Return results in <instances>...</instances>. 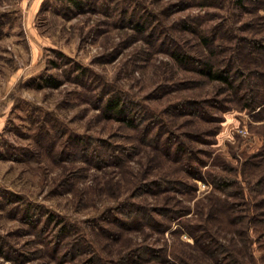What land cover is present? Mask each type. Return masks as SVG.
Masks as SVG:
<instances>
[{
    "label": "rangeland",
    "instance_id": "obj_1",
    "mask_svg": "<svg viewBox=\"0 0 264 264\" xmlns=\"http://www.w3.org/2000/svg\"><path fill=\"white\" fill-rule=\"evenodd\" d=\"M263 21L264 0H0V264H85L91 255L104 261L93 264H224L222 255L264 264V182L261 166L246 163L264 151V117L228 101L206 104L202 117L179 106L219 95L191 60L174 56L200 53L202 35L221 28L215 40L232 46L233 34L261 33ZM117 92L143 113L147 137L175 135L191 155L172 156L140 127L108 117L104 103ZM117 145L130 154L86 160ZM185 160L239 186L223 192ZM162 178L188 186L143 187ZM120 203L151 218L117 226ZM168 209L184 214L171 220ZM179 218L205 223L228 250L196 244ZM144 244L158 256L121 259Z\"/></svg>",
    "mask_w": 264,
    "mask_h": 264
},
{
    "label": "trees",
    "instance_id": "obj_2",
    "mask_svg": "<svg viewBox=\"0 0 264 264\" xmlns=\"http://www.w3.org/2000/svg\"><path fill=\"white\" fill-rule=\"evenodd\" d=\"M66 1L77 6L81 5V0ZM221 29H216L211 37L206 34L202 35L201 42L198 43L200 53H197V49H194L195 52L177 50L175 51L176 53H174L175 55H173L175 56L176 60H178V62L191 60L196 65L195 69H197L200 74L204 76V79L201 81L212 80L216 82L218 86L216 93L223 97L213 96L211 99L189 98L184 102L179 103V106L182 108L189 106L188 108H190L189 110H191V112H193L196 116L202 117L203 114H206V104L215 105L217 106L215 108H219V103L228 101L231 106H237L241 109H246L249 112H260L261 116L264 117V27L262 32L258 34H243L240 36L233 34L235 41L234 44L229 47L224 46L222 43L223 41L220 42L218 39L215 40V38L218 36V32H220ZM259 30H261V27ZM221 92H224V94ZM122 95V92H117L111 95V97L105 101L103 108L105 112H107L108 117H115L120 121H123L125 124L132 125L134 127H140V131L142 129V135L144 137H142L143 140L146 138L145 141L153 144L157 148L166 145L168 153L172 156H174L173 154L176 152L181 151H188V154L191 155V152H189L190 148L185 149V144L182 142L180 143V141H172L175 139V135H172L171 138L167 136L162 139H160L157 135L151 136V138L147 137L149 123H144L145 116L136 109L134 110L128 107L129 104ZM223 106L226 107L227 105L223 104ZM131 148V146L126 147L117 145L112 146L110 149L107 148L104 151L92 149L88 151V159L86 160H91L97 164H102L103 162L112 161L115 160V158L119 159L121 156L123 157L124 155L130 154L128 151H130ZM260 154H258L260 157H257L258 155L254 156L255 158L257 157L255 160L250 157V159H247L248 162H245L249 163L252 168L261 166V175L258 181H260L262 184L264 182V151ZM175 155H177V153ZM190 158L192 157H189V161ZM188 160L183 162H187V166H185L187 171L193 169V172L190 171V173H193L192 176L208 180L211 182L213 187L218 188L223 192H227L226 188L228 186L240 183L238 179L232 178L231 175L230 177L229 175H223L212 170L205 171L199 168L194 169L192 163H189ZM174 184H176V187ZM149 185L168 188H177L178 185L188 186L186 180L183 178L153 179L150 182L143 183V187H147ZM139 187L141 188L142 185ZM136 188L138 189V185ZM199 202L200 201L196 203L195 217H200L201 219V216L205 211L202 207H199ZM213 205H216L215 201L211 200L210 208L208 207L209 211L207 212V216H205V218L208 220L214 216ZM140 207H133L132 209V207L128 208L127 204L120 203L117 208L113 207V210H117L119 215L115 214L112 221H115L117 226L127 227L130 225V220L137 216H141L138 215V213L145 215L146 218H151L149 213H143V207L138 209ZM182 210L183 209L178 211L171 210L175 214L171 213L169 218L173 220L177 217L183 216L184 211ZM181 225L182 228H184L193 237L196 244H198L201 238L204 239L203 242L207 245L209 251L215 253L218 251L221 252L228 250V247L225 243L217 240L216 237L210 233L209 227L205 223H201L196 220L190 221L188 218H184L181 219ZM156 256H158L157 253L153 251V249L148 244H144L139 245L138 247L129 251L128 255H122L121 259L124 261L130 259V261L132 260L133 262V260H136L137 258L147 259ZM223 258H226L224 264H229L231 262L229 259H227V256L224 257V255H222V257L216 258V261L219 262V260L221 261ZM181 260L183 264H189L185 259ZM96 261L104 263V261H102L99 257H94L91 255L89 258L85 259V264H93Z\"/></svg>",
    "mask_w": 264,
    "mask_h": 264
}]
</instances>
